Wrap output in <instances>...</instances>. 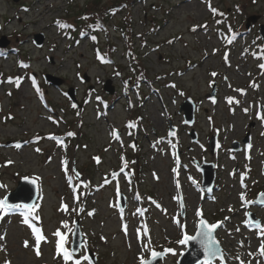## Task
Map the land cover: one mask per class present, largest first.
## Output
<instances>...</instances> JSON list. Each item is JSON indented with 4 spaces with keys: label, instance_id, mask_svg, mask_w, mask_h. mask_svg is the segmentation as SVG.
I'll return each mask as SVG.
<instances>
[{
    "label": "rangeland",
    "instance_id": "rangeland-1",
    "mask_svg": "<svg viewBox=\"0 0 264 264\" xmlns=\"http://www.w3.org/2000/svg\"><path fill=\"white\" fill-rule=\"evenodd\" d=\"M114 2L0 0V41L7 42L0 48V200L20 179H34L39 219L30 224L46 238L37 256L23 211L4 215L0 264H65L54 233L67 238L70 251L77 221L83 243L74 259L81 264H93L88 252L95 264H139L151 250L166 249L159 264H177L185 251L179 241L193 236L201 218L220 223L215 237L223 264H264V206L253 202L264 193V59L253 55L264 49L258 35L264 0H131L132 43L116 32L123 20L116 15L106 28L116 48L107 60L106 32L92 45L86 37L71 39L69 27L77 12ZM251 17L257 20L246 28ZM61 19L68 28L57 27ZM126 47L140 64L129 63ZM189 70L196 73L183 77ZM45 76L60 86L48 85ZM70 89L75 107L66 97ZM188 98L195 106L191 125L179 112ZM202 163L215 172L209 192L201 189Z\"/></svg>",
    "mask_w": 264,
    "mask_h": 264
},
{
    "label": "water",
    "instance_id": "water-1",
    "mask_svg": "<svg viewBox=\"0 0 264 264\" xmlns=\"http://www.w3.org/2000/svg\"><path fill=\"white\" fill-rule=\"evenodd\" d=\"M14 2H16L17 0H13ZM257 20V17H251L249 19H247L246 21V28H248L249 23H255ZM258 35L261 38L263 44H264V27L260 26L258 29ZM43 37L42 35H35L34 39H33V44L35 47L40 48L43 44ZM7 45V42L5 41V39H2L0 41V48H5ZM45 82L48 85L54 86V87H59L61 84V81L59 80H55L53 77L51 76H45L44 77ZM105 91L109 94L112 93L111 90H107L106 87L104 88ZM213 96V94L211 95V97ZM66 97L71 101V103L73 105H77L76 103V99H75V93L73 89H70L66 92ZM194 103L191 99H185L184 102H182L180 104L179 107V112L183 113V121L184 124L186 125H191L193 123V117H194ZM192 141H195V136L193 135ZM248 138L246 137L243 140L244 144H248ZM208 148L211 154H213L217 148H218V144H217V138L216 136H212L210 138V140L208 141ZM238 144L237 143H233V151H238ZM178 155V154H177ZM198 169L201 172V189L204 192H209L213 189L214 187V181H215V172L213 170V164L211 163H202V165L198 166ZM7 199L9 204L12 205H19V206H27V207H31L33 208L35 205V202L38 198V184L34 179L31 178H22L17 182V186L16 188L10 192L9 194H7L4 199ZM254 204L258 205V206H264V193L259 194L256 199L253 201ZM120 209L123 208V201L120 202L119 204ZM180 206H181V202H180ZM25 208V207H24ZM183 214V208L181 206V215ZM252 222L253 221V217H251ZM205 219H200L197 226H196V231L194 233L193 236H195L197 234V232L200 230L201 228V224L200 221ZM207 222V221H206ZM208 223V222H207ZM209 224V223H208ZM217 224V223H215ZM211 225V224H209ZM220 225V224H219ZM221 226H219L213 233L214 239L217 241L215 234L216 232L220 229ZM218 242V241H217ZM83 243V239L81 237V232L79 229V225H78V221L75 223L73 231H72V236H71V244H70V251L73 252V254H77L81 245ZM185 245V251L181 253L180 257L177 260V264H202L204 263L205 260V256H204V252L201 248V246L196 242V241H188L187 244ZM219 245V243H218ZM220 247V245H219ZM221 249V247H220ZM169 249L163 250V251H156L161 253V256H158L154 261L153 264H159L163 258L170 252L167 251ZM222 251V250H221ZM151 253V252H150ZM149 253L148 258L147 259H151V254ZM88 255L90 257V260L93 264H95V257L93 256L92 252H88ZM215 260H220L219 258L215 259ZM215 260H213L212 262H214ZM221 261V260H220Z\"/></svg>",
    "mask_w": 264,
    "mask_h": 264
},
{
    "label": "snow or ice",
    "instance_id": "snow-or-ice-1",
    "mask_svg": "<svg viewBox=\"0 0 264 264\" xmlns=\"http://www.w3.org/2000/svg\"><path fill=\"white\" fill-rule=\"evenodd\" d=\"M211 11H213V13H215V9H210ZM57 27L61 28V29H65L68 28L69 25L57 21ZM202 27H206V26H202ZM196 28L194 27L192 29V31H195ZM93 39H95V37H93ZM235 39V36H233L230 39H227V43L231 44L233 42V40ZM169 43H171V41H169ZM215 51V50H214ZM253 55L257 58V59H264V49H261V55L257 56L256 53H253ZM225 62L228 63L227 60V53L225 54ZM259 67H261L262 69H264V64L259 65ZM212 76H216L217 73L213 72L211 73ZM9 82H12L11 80H9ZM16 86L19 87L20 84V80L17 79L15 81ZM171 87H175V85H171ZM253 87H255V85H253ZM237 91L241 92V94H244V90L242 89H237ZM10 95V93H9ZM181 95H183V93H181ZM216 101L213 99V103H215ZM234 102V98H227V103L229 105H232ZM235 103H239V101H235ZM73 107H75V105H73ZM245 112H247V109L244 110ZM259 118H261L262 120H264V116H260ZM128 127H132V125H128ZM69 136L74 135V133H68ZM111 135L115 136L117 139H119V135L118 133L113 130V132L111 133ZM170 135H175V133H170ZM50 139H55V137H49ZM159 142V141H158ZM17 148H20V144L16 145ZM133 148H135V145H132ZM249 147H251V145H249ZM37 152L40 151V149H36ZM94 159L97 160V162H99V158L98 157H94ZM9 164L12 163V161L8 162ZM126 166V162L125 165ZM107 182V181H106ZM0 187H3L2 185H0ZM241 201H244V196L243 194H241L240 196ZM21 206L19 205H12L9 204L7 199H3L0 200V219H3L4 215L8 214V213H13L15 211H17ZM26 208V211L23 212L24 215V223L29 224L30 227H32V225L29 223V217H32V219H39L38 216H33V208L31 207H27L24 206ZM65 210H67V206L64 205L63 206ZM157 207H159V205H157ZM231 210V209H230ZM89 215H92V213H89ZM197 215H200V213L198 212ZM247 215V213H246ZM226 219H228L226 217ZM201 224V228L200 230L197 232V234L195 236H190V235H185L183 237L182 240L179 241V243L181 244H187L188 241L192 240V241H196L202 248L203 252H204V256H205V260H204V264H212V261L219 258L221 260V264H223V260H224V253L221 251L218 242L214 239L213 233L214 231L220 226L219 223L217 224H211L209 225L206 221L201 220L200 221ZM260 222L256 221V225L257 227H259ZM65 228H67V224L64 225ZM125 233L127 232V228L126 225L124 227ZM240 229L237 228L236 231H239ZM32 231L35 234V244H36V255L39 256L41 255L40 251H39V244L41 241H46V238L42 235L41 230L39 228L36 227H32ZM54 235L56 237L59 238L58 242H57V255L61 256L62 255V259L65 262V264H68L69 261H71V264H81V260L79 259H74V254L73 252L69 251L67 248H65V242H66V237L64 235H62V233L58 230L54 233ZM0 239H3V237H0ZM28 242L25 241V247H28ZM167 251H171L170 249ZM260 255L264 256V245H261L260 249H259ZM151 259H145L143 256H141L139 258V264H153V261L158 257L161 256L162 254L159 252H156L155 250H151ZM174 254V253H173ZM249 255H251V253H249ZM88 257L85 256L84 260H87ZM237 259H239V257H237ZM241 264H244L243 261H241Z\"/></svg>",
    "mask_w": 264,
    "mask_h": 264
},
{
    "label": "trees",
    "instance_id": "trees-1",
    "mask_svg": "<svg viewBox=\"0 0 264 264\" xmlns=\"http://www.w3.org/2000/svg\"><path fill=\"white\" fill-rule=\"evenodd\" d=\"M131 0H115L114 3L107 5L102 10H90L85 13L83 11L77 12L72 17V21L70 24V34L71 39L74 41L77 39V37H86L89 38L90 43L92 45L97 44L98 37L105 33L104 41H105V49L106 55L104 56L105 59H109L111 57V53L116 49L109 41V37L107 36V25L112 22V20L115 18L116 15H122L123 20L121 21V25L116 27V32L120 33L123 38L126 39V41L131 42V21H130V14L127 10V3H129ZM127 2V3H126ZM96 4V3H95ZM218 12V10H216ZM220 12V11H219ZM220 16V14H219ZM63 20V23H67L66 19ZM237 32V30L234 31V34ZM95 37V39H93ZM97 49V53L99 52ZM126 55L127 59L130 61L129 63L131 65L140 64V61L138 59V55L134 53L133 50L126 47ZM133 74L139 73L135 69L132 70ZM19 210L26 211V209L20 207ZM33 215V214H32ZM29 220L32 222H35V219H32V217H29Z\"/></svg>",
    "mask_w": 264,
    "mask_h": 264
},
{
    "label": "bare ground",
    "instance_id": "bare-ground-1",
    "mask_svg": "<svg viewBox=\"0 0 264 264\" xmlns=\"http://www.w3.org/2000/svg\"><path fill=\"white\" fill-rule=\"evenodd\" d=\"M194 73H196V71L195 70H189V71H185V73L183 74V77H188V76H190V75H192V74H194Z\"/></svg>",
    "mask_w": 264,
    "mask_h": 264
}]
</instances>
